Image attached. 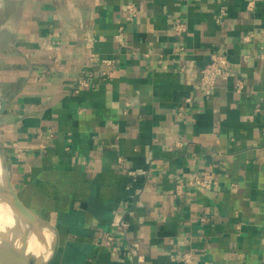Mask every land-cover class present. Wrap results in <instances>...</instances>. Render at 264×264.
Here are the masks:
<instances>
[{"label": "crops", "instance_id": "0c3cea01", "mask_svg": "<svg viewBox=\"0 0 264 264\" xmlns=\"http://www.w3.org/2000/svg\"><path fill=\"white\" fill-rule=\"evenodd\" d=\"M2 102L53 264H264V0H0Z\"/></svg>", "mask_w": 264, "mask_h": 264}, {"label": "water", "instance_id": "95a60500", "mask_svg": "<svg viewBox=\"0 0 264 264\" xmlns=\"http://www.w3.org/2000/svg\"><path fill=\"white\" fill-rule=\"evenodd\" d=\"M5 102L0 105V114L4 110ZM2 161L3 171V184L0 185V200L4 201L11 207L13 213L17 219H21L22 223L25 224L23 228V241L21 246L15 245L13 237L0 240V264H31L30 260L26 256V237L30 226L37 225L39 223H45L50 225L54 231V239L52 241L51 253L44 264H53L58 252V233L56 228L46 219L36 215L29 208H27L21 200L18 198L17 193L11 182V177L8 168L5 166L4 158L0 154ZM18 223L17 228L14 232L20 230L22 224Z\"/></svg>", "mask_w": 264, "mask_h": 264}, {"label": "bare ground", "instance_id": "6f19581e", "mask_svg": "<svg viewBox=\"0 0 264 264\" xmlns=\"http://www.w3.org/2000/svg\"><path fill=\"white\" fill-rule=\"evenodd\" d=\"M1 158V157H0ZM2 162V161H1ZM3 184V171L2 164H0V185ZM1 199V198H0ZM21 219H17L13 213L11 207L4 204V201L0 200V240L9 239L13 237L15 245L21 246L23 241V228L24 225ZM22 224L21 229L18 232H14L17 228L18 223ZM30 231V232H29ZM26 237V256L27 258L33 259L34 264H44L51 253V243L54 239V231L50 225L44 222L37 225L30 226ZM31 233V234H30ZM35 235L38 240H35L32 244L29 243L28 237ZM30 244V245H29ZM43 244L47 249H43Z\"/></svg>", "mask_w": 264, "mask_h": 264}, {"label": "built area", "instance_id": "2783aa9c", "mask_svg": "<svg viewBox=\"0 0 264 264\" xmlns=\"http://www.w3.org/2000/svg\"><path fill=\"white\" fill-rule=\"evenodd\" d=\"M181 27V26H178ZM120 36V35H118ZM229 63L223 55H218L212 59V62L205 66L201 70V85L209 89L215 85L219 80H224L227 78L229 73ZM202 186H209L210 181H199ZM108 245H113V239L108 238Z\"/></svg>", "mask_w": 264, "mask_h": 264}, {"label": "rangeland", "instance_id": "374dc122", "mask_svg": "<svg viewBox=\"0 0 264 264\" xmlns=\"http://www.w3.org/2000/svg\"><path fill=\"white\" fill-rule=\"evenodd\" d=\"M0 164H2V162H1V158H0ZM29 232H30V231H29ZM28 234H29V233H28ZM30 234H31V233H30ZM27 239H28V241H29L30 244H32L35 240H38L37 237H35V235H34V236L31 235V236L28 237ZM30 244H29V245H30ZM51 246H52V243H51ZM43 249H44V250L47 249L46 246H45L44 244H43ZM45 251H46V250H45ZM30 263H31V264H34V260H33V259H30Z\"/></svg>", "mask_w": 264, "mask_h": 264}]
</instances>
